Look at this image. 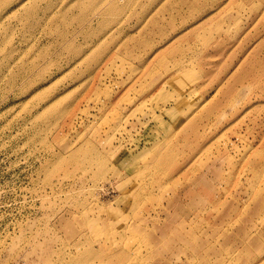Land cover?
<instances>
[{
    "label": "rangeland",
    "instance_id": "1",
    "mask_svg": "<svg viewBox=\"0 0 264 264\" xmlns=\"http://www.w3.org/2000/svg\"><path fill=\"white\" fill-rule=\"evenodd\" d=\"M0 264H264V0H0Z\"/></svg>",
    "mask_w": 264,
    "mask_h": 264
}]
</instances>
